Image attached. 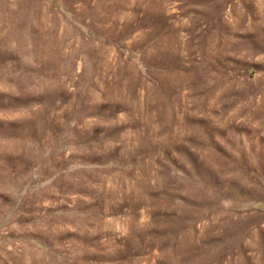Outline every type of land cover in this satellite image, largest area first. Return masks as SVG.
<instances>
[{
  "label": "rangeland",
  "instance_id": "1",
  "mask_svg": "<svg viewBox=\"0 0 264 264\" xmlns=\"http://www.w3.org/2000/svg\"><path fill=\"white\" fill-rule=\"evenodd\" d=\"M0 264H264V0H0Z\"/></svg>",
  "mask_w": 264,
  "mask_h": 264
},
{
  "label": "bare ground",
  "instance_id": "2",
  "mask_svg": "<svg viewBox=\"0 0 264 264\" xmlns=\"http://www.w3.org/2000/svg\"><path fill=\"white\" fill-rule=\"evenodd\" d=\"M11 105H12V104H11ZM24 110H25V109H24ZM28 111H29V110H28ZM37 111H38V110H37ZM43 113H44V112H43ZM53 114H54V113H53ZM53 114H52V115H53ZM57 114H58V113H57ZM28 115H29V114H28ZM82 115H83V114H82ZM43 116H44V115H43ZM23 117H24V116H23ZM27 118H28V117H27ZM33 118H34V117H33ZM43 119H44V118H43ZM11 120H12V119H11ZM56 120H57V119H56ZM42 121H43V120H42ZM42 121H41V122H42ZM52 123H53V122H52ZM30 124H31V123H30ZM30 124H29V125H30ZM37 124H38V123H37ZM40 124H41V123H40ZM33 125H34V124H33ZM61 125H62V124H61ZM17 126H18V125H17ZM25 126H26V125H25ZM30 126H31V125H30ZM137 126H138V125H137ZM36 127H37V126H36ZM28 128H29V127H28ZM37 128H39V127H37ZM21 129H22V128H21ZM41 129H42V128H41ZM43 129H44V128H43ZM137 130H138V129H137ZM32 131H33V129H32ZM15 132H16V131H15ZM41 132H42V131H41ZM29 133H30V132H29ZM29 133H28V134H29ZM3 134H4V133H3ZM108 134H109V133H108ZM138 134H139V133H138ZM140 134H141V133H140ZM47 135H48V134H47ZM42 136H43V135H42ZM50 136H51V135H50ZM112 136H113V135H112ZM27 138H28V137H27ZM144 138H145V137H144ZM147 138H148V137H147ZM16 140H17V139H16ZM30 140H31V139H30ZM36 141H37V140H36ZM77 143H78V142H77ZM37 144H38V143H37ZM84 144H85V143H84ZM145 144H146V143H145ZM99 145H100V144H99ZM139 146H140V145H139ZM144 146H145V145H144ZM88 147H89V146H88ZM91 147H92V146H91ZM147 147H148V146H147ZM11 148H12V146H11ZM135 148H136V147H135ZM143 148H144V147H143ZM148 148H149V147H148ZM13 149H14V148H13ZM109 149H110V148H109ZM149 150H150V149H149ZM109 151H110V150H109ZM84 153H85V152H84ZM139 154H140V153H139ZM139 154H138V155H139ZM7 158H8V157H7ZM36 159H37V158H36ZM4 160H5V159H4ZM12 160H13V159H12ZM15 161H16V160H15ZM38 161H39V160H38ZM17 165H18V164H17ZM36 165H37V164H36ZM9 166H10V165H9ZM12 167H13V166H12ZM18 167H19V166H18ZM42 167H43V166H42ZM41 170H42V169H41ZM43 170H44V169H43ZM50 170H51V169H50ZM23 178H24V177H23ZM17 180H18V179H17ZM89 195H90V194H89Z\"/></svg>",
  "mask_w": 264,
  "mask_h": 264
}]
</instances>
